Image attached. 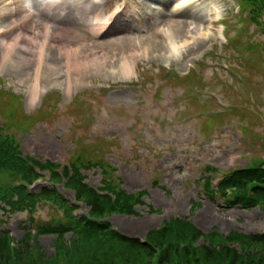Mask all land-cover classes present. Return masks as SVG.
Returning <instances> with one entry per match:
<instances>
[{
    "label": "rangeland",
    "instance_id": "rangeland-1",
    "mask_svg": "<svg viewBox=\"0 0 264 264\" xmlns=\"http://www.w3.org/2000/svg\"><path fill=\"white\" fill-rule=\"evenodd\" d=\"M116 1L125 8L112 18L111 27L101 37L86 33L87 14L77 15L78 25L65 26L66 32L57 29V34L49 33L53 43L49 62L56 54L57 41L63 47L80 39L84 52L93 49L96 53L95 60L92 55L89 58L93 66L89 63L76 71L68 94L64 92V78L53 82L44 69L46 62L40 73L45 92L31 103L25 96L31 81L23 83L26 71L19 64L18 53L25 30L33 27L37 32L31 40L34 54L45 18L35 17L29 23L33 22L31 28L26 23L15 24L20 28L16 39L10 28L0 34V60L1 42L11 39L13 46L6 64L0 67V89L18 96L20 111L29 118L28 129L17 130L23 155L65 165L74 143L102 150L107 163L116 170L113 175L122 179L121 187L128 193L145 190L144 204L156 211L150 213L146 206H138L137 217L109 219L116 231L129 237L143 238L170 218H186L204 234L212 229L222 235L231 231L264 233V212L228 209L220 197L210 198L200 190L201 178L211 175L207 167L217 170L214 185L222 173L241 168L254 157L264 158V26L242 22L247 11L237 13L234 0H194L181 10H201L211 20L215 17L213 8L219 7L220 14L209 31L205 29V14L199 17L201 14L196 13V18L188 19L179 14L181 11L172 13L175 0H109L105 11L110 12ZM18 16L0 22V26L18 23ZM168 21L202 23L206 38L173 55L161 32ZM48 22L55 29L58 17ZM218 30L222 33H215ZM226 39L231 41L228 45ZM256 44L261 45L260 51L246 50H255ZM82 58L86 60V55ZM29 68L28 76L33 66ZM193 70V75L181 78ZM50 92L58 95L44 103V95ZM216 112L220 116H212ZM83 174L90 186L100 184L97 170ZM57 189L72 200L62 185ZM85 211L82 207L77 213ZM28 217L0 213V230H8L18 241L25 233ZM33 217L36 222L58 218L50 207L37 209ZM36 240L34 244L48 257L62 249L57 244L52 246L54 237ZM32 252L36 254V250Z\"/></svg>",
    "mask_w": 264,
    "mask_h": 264
},
{
    "label": "trees",
    "instance_id": "trees-1",
    "mask_svg": "<svg viewBox=\"0 0 264 264\" xmlns=\"http://www.w3.org/2000/svg\"><path fill=\"white\" fill-rule=\"evenodd\" d=\"M236 1L241 11L248 13L242 22L263 25L264 0ZM8 99L13 101L5 103L6 106L0 109V116L7 125H19L18 121H12L14 113L8 109L16 103L15 99L11 96ZM3 129L0 122V201L9 205L12 211L27 209L29 212L40 201H50L62 207L64 214L60 223L36 226L35 237H56L54 244L62 249L56 250L54 256L48 258L43 252L37 251L34 254L30 245L34 237L29 233L24 234L19 246L14 248V240L8 232L3 231L0 232V264H49L51 261L52 264H264V234L231 232L223 236L215 229L203 234L185 219L177 218L163 222L157 230L149 231L146 242L142 244L137 239L109 230V224L102 219L114 213L138 216L134 206L143 203L141 198L144 191L127 194L115 182L113 168L107 166L106 169L96 154L87 153L85 149L70 157L69 167H64L60 175L56 171L58 165L50 162L41 165L23 158L15 138ZM30 164L42 170L48 169L54 183L65 179V187L74 191L75 200L89 207L88 216H73L72 209L76 206L69 205L56 194L54 188L44 187L39 194L34 195L27 194L24 185L10 184L14 179L31 183L36 175ZM99 166L102 167L103 186L94 190L83 183L80 170ZM6 181L10 185L7 186ZM204 188L212 196L219 195L225 206L238 205L243 209L258 207L264 210V159L255 158L244 168L228 172L215 191L209 190L208 179ZM13 197H16L15 201ZM149 211L152 212V209L149 208ZM69 232L72 238L67 246L64 235ZM235 245L239 250L234 248ZM59 257L64 260L63 263H60Z\"/></svg>",
    "mask_w": 264,
    "mask_h": 264
},
{
    "label": "bare ground",
    "instance_id": "bare-ground-1",
    "mask_svg": "<svg viewBox=\"0 0 264 264\" xmlns=\"http://www.w3.org/2000/svg\"><path fill=\"white\" fill-rule=\"evenodd\" d=\"M25 0H2L0 3V22H6L9 21L10 19H13V15L16 14L19 10L22 13L20 17L21 24L26 22L30 18V13L35 12L36 15L35 17L41 18L44 17V14L46 11L50 10L51 8L58 9L57 12L54 15V19L57 16H61V18L58 20L56 23V27L54 29V33L56 32H61L64 31L65 25H70L73 22L72 15L71 13H68L64 10L65 9H73L77 8L80 6L73 7L67 3H64L62 0L60 1V4H63V7L58 4L54 5L52 4L51 6L55 7H43L41 6V3H35V5L31 6L30 8H24L23 3ZM194 0H176L175 3L171 7V12L172 13H178L185 7L191 6L193 4ZM40 6V8H38ZM28 11L27 13L25 12ZM83 10V9H82ZM215 17L212 18L211 20L209 17H207V13L204 11L199 10L197 11H190L189 9H184L183 11L179 12L180 15H184L188 19H194V17L197 14H201L199 17H204L203 14H205V22H208L207 27L205 29L207 31L210 30V24L215 21L216 17L219 16L220 14V8L219 7H214L213 8ZM84 12V11H83ZM34 13V14H35ZM87 13V10H86ZM115 12L110 13L109 15H114ZM10 20V21H11ZM17 23L10 22L7 25H4L3 27L0 26V34L5 33L4 30H14V38H18L19 34L17 33L18 30L20 29L17 25ZM179 24V25H178ZM178 24L174 23H169L166 22L165 27L162 28V35L166 38L167 40V49H169L170 53L173 55H176L179 51L184 50L186 47H188L191 44H196L201 38H206V34L203 32V25L202 23L196 25L194 24L193 21L187 22V21H182L179 22ZM30 28L33 26V24L29 25ZM28 26V27H29ZM58 29V31H56ZM56 31V32H55ZM25 36H23L24 40L22 41V45L20 48V51L18 53V60L19 64L24 66V71H26V77L23 83L31 81L30 86L27 88V97H28V102L31 103L33 102L36 97L43 92V90L40 88L41 82L43 81V76L40 74V66L37 65V59L35 60L36 55H38V49L37 51H34V54H32V48H31V40H33L35 35H37V32L33 27L29 29L27 32L25 30ZM44 33H48V31L45 29ZM215 33L220 34V30L215 31ZM57 34V33H56ZM61 34V33H59ZM47 36V35H45ZM26 40V41H25ZM11 39L6 42L2 41L1 42V60H0V67L5 65V58L9 56L12 51H13V46L12 42H10ZM34 41V40H33ZM51 42V46H52ZM56 49V54L53 55L51 61L54 62V64L50 63L49 60L47 59V64L44 69H48V74L53 77V82H57L59 78H64L63 84L66 86V94L70 92V87H71V80L73 79V76L75 75L76 71L80 68L85 69L86 66L90 65L93 66L95 63L93 60H95V55L96 53H93V49H88V51H83L86 50L85 46H82L78 42L75 43H70L67 46H59L58 41L57 44L55 45ZM36 53V54H35ZM82 55H86V60L82 58ZM92 55L93 60H89V58ZM94 55V56H93ZM101 56H105V53H101ZM80 57V61H78V58ZM33 59V64L30 62ZM61 62V64H60ZM32 68L31 75L29 74L28 76V70ZM123 65L126 67L127 64ZM63 66V67H62ZM65 67V68H64ZM60 75V77H58ZM85 77V76H83ZM75 82V81H74ZM76 83V82H75Z\"/></svg>",
    "mask_w": 264,
    "mask_h": 264
}]
</instances>
